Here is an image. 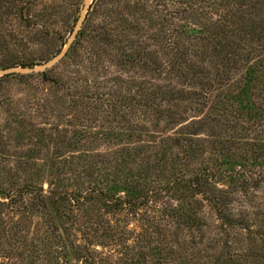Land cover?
Returning <instances> with one entry per match:
<instances>
[{
  "label": "rangeland",
  "instance_id": "374dc122",
  "mask_svg": "<svg viewBox=\"0 0 264 264\" xmlns=\"http://www.w3.org/2000/svg\"><path fill=\"white\" fill-rule=\"evenodd\" d=\"M232 15L264 0H0V264L264 254V42Z\"/></svg>",
  "mask_w": 264,
  "mask_h": 264
},
{
  "label": "trees",
  "instance_id": "16d2710c",
  "mask_svg": "<svg viewBox=\"0 0 264 264\" xmlns=\"http://www.w3.org/2000/svg\"><path fill=\"white\" fill-rule=\"evenodd\" d=\"M236 18H238L239 21L236 20ZM223 22L224 23L220 24V30L217 33L221 36V38L228 36L229 32L232 31L231 34L238 33L237 35L238 38L240 39L241 42H243L246 45H251L252 43H256L257 45H259V43L264 42V20L263 19L258 21L257 23H252L250 26H247L245 23L242 22L240 16L232 15L230 18H227ZM214 35L219 40L218 36H216V32ZM217 45L218 46L215 49H217L216 51H217L218 57L221 59L220 61H222L221 63L223 65L224 64L227 65L229 63H235L237 61L235 57L238 56V54L234 50H232L233 47L231 43L221 42V40H219ZM258 98L262 103V107L264 111V97H258ZM262 237L264 241V233H262ZM251 255H252L251 256L252 260L250 264H264V254L255 253ZM231 264H236V263H231Z\"/></svg>",
  "mask_w": 264,
  "mask_h": 264
}]
</instances>
